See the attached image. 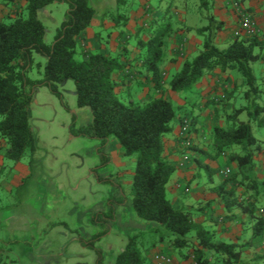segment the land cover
<instances>
[{
	"label": "trees",
	"instance_id": "trees-1",
	"mask_svg": "<svg viewBox=\"0 0 264 264\" xmlns=\"http://www.w3.org/2000/svg\"><path fill=\"white\" fill-rule=\"evenodd\" d=\"M127 1L117 0V3L120 6ZM55 3L66 4L67 11L54 30L52 41L47 43L46 27L38 13ZM213 4L214 0H197L196 7L188 9V16L197 15L198 24L193 30L201 42L197 53L183 60L167 85L173 93L182 94L193 90L213 72H240L246 87L243 92L246 104L238 108L232 106L224 125L216 124L213 128L211 146L215 155H223L226 166L231 168L216 192L227 212L240 208L252 218V237L264 240V214L259 209L261 182L250 172L255 154L264 145V140L261 142L258 137L264 130V105L261 104L264 91L251 67L252 62H264V36L257 33L235 36L225 47H220L216 37L224 23L212 12ZM94 13L90 0H27L22 12L9 22H0V137L6 142L4 158L19 161L27 149L32 152L35 149L36 136L30 123L29 107L37 87L43 84L52 93L59 94V85L71 79L75 84L77 106L87 107L91 113V121L80 126L78 132L103 141L114 138L125 156L135 158L130 199L136 218L156 224L154 231L159 232V241L167 239L176 249L191 246L189 236L192 234L198 243L192 251L195 264H210L206 251L218 256L220 264H237L243 244L215 240L213 230L195 222L190 211L176 209L167 198L166 185L175 165L165 154V137L173 130L180 106L164 96L140 102L129 95L126 101L121 100L115 91L120 83L114 78L126 66L120 55L94 52L83 55L81 60L76 58L78 37L90 26ZM126 19L119 13L115 16L121 26L126 25ZM172 32H175L173 22L167 20L148 39L136 42L144 53L137 56L132 67L149 78L155 89L163 88L160 63ZM37 54L47 58L44 64L36 61ZM33 69H37L40 78L29 75ZM226 97L232 99L231 92ZM215 103L223 107L225 101ZM244 112L247 117L241 120ZM104 162L103 159L102 165ZM238 188L243 191L240 193ZM248 192L246 200L243 195ZM239 196H242L240 201ZM113 214L110 208L93 220L97 217L111 220ZM106 227L96 232L93 239L103 235ZM140 236L139 232L128 236L114 264H146L145 254L139 247ZM98 264H102L101 255Z\"/></svg>",
	"mask_w": 264,
	"mask_h": 264
},
{
	"label": "rangeland",
	"instance_id": "rangeland-1",
	"mask_svg": "<svg viewBox=\"0 0 264 264\" xmlns=\"http://www.w3.org/2000/svg\"><path fill=\"white\" fill-rule=\"evenodd\" d=\"M168 1L164 0L163 3ZM179 1L185 5L187 14L188 9H194L197 4V0ZM94 2L101 13L125 14L126 7L119 6L117 0H95ZM152 2L156 3L157 0ZM65 5H48V11H51L49 17L44 15L43 11H39L38 16L47 30V40L53 39L54 30L66 13L67 5ZM12 7L8 4L7 9L10 11ZM214 8L213 4V13ZM244 10L251 14L247 9ZM23 13L25 14V11ZM235 14L238 18L236 10ZM188 15L184 24L193 29L198 24L197 15ZM12 18L5 17L4 21L9 22ZM184 24L177 29L186 28L188 32L190 29L188 30ZM220 34L221 32L217 36ZM178 35L180 34L177 33L174 38ZM103 38L106 39V34ZM181 45L177 44L178 48ZM168 47L169 45H166V52ZM174 53L178 54H171L173 57L176 56L172 58L174 61H177L179 57L182 60L190 58V53L184 48ZM35 57L43 62L42 55L37 54ZM76 58L82 59L78 46ZM171 61L168 56L160 63L162 89H155L153 84H150L149 78L142 74L143 77L130 88L121 86L119 98L126 101L130 95L140 102L157 95L173 98V103L180 106L178 115L183 117L180 122V135L184 137L190 123L185 120L183 107L176 104L177 98L170 96L167 83L174 69L169 71L167 65ZM251 67L254 75L259 79V87L264 91V62H252ZM29 73L33 78H40L37 69ZM226 74L231 75L235 80H232L233 86L224 88L222 93L220 91L218 96L220 98H217V101L221 103L225 101L224 106L222 107L223 104H221L218 108L223 115L222 118L225 116V111L231 112L232 106L238 108L246 104L243 98L246 87L240 72L234 70ZM58 90L59 94L52 93L46 85L41 84L34 94L29 107L30 123L36 136L34 151L27 149L19 161L4 158L5 170L0 176V239L3 240L0 242V264H98L100 255L102 264H113L115 255L122 248L123 240L126 241L123 227L119 230L117 225L107 226L105 233L96 239L92 237L95 233L89 237L85 233L89 232L87 222L92 209L101 206V200L105 197L106 191L111 192V189H115L111 179L120 184L123 196L130 199L135 158L124 156L126 166L119 168L110 166V169L117 174L119 170L127 172L122 178L119 179L115 173L108 181H98L97 169L102 165V157L98 153L99 139L89 138L78 132L79 127L87 122L85 112L90 121V110L87 107L77 106L73 80L64 81L59 85ZM230 92L232 99L226 97ZM261 104L264 105V93ZM246 117L245 112L240 115L241 120ZM219 123L224 125V119ZM258 137L261 142L264 140V130L258 133ZM250 172L253 173V169ZM220 173L224 178L231 173V169H220ZM15 175L23 180L20 184L13 186L10 181ZM254 177L258 178L256 175ZM127 179L129 183H126ZM122 180L124 182L120 183ZM5 183L7 184L3 185ZM239 189L243 190L238 188V191H241ZM109 199H112V196H109ZM263 208L264 205L260 204L259 209ZM123 211L127 218L135 215L130 206L124 207ZM97 214L95 213L90 221L94 222L93 217ZM104 227L105 225L100 224L99 231H102ZM139 233L141 235L139 247L144 254L147 244L157 239V236H149L142 231ZM157 253L172 256L160 246Z\"/></svg>",
	"mask_w": 264,
	"mask_h": 264
},
{
	"label": "crops",
	"instance_id": "crops-1",
	"mask_svg": "<svg viewBox=\"0 0 264 264\" xmlns=\"http://www.w3.org/2000/svg\"><path fill=\"white\" fill-rule=\"evenodd\" d=\"M90 1L95 9V13L90 26L78 37L79 53L82 56L94 52L120 55L126 66L123 71L114 75V78L120 83L115 88L117 93H119L121 86L128 89L143 77L135 66L132 67L136 64L137 56L144 53L137 48L136 42L139 39H148L156 28L167 20L173 22L175 30L167 38L165 44V48L166 45H169V47L167 52L165 50L164 59L170 56L172 60L167 65L169 71L173 69L174 72L177 71L183 62L180 57H177V61L172 59L176 57H173V55H178L174 52L184 48L190 53L191 58L199 49L201 39L193 29L189 30L187 28L188 32H186V28L177 30V27L180 28L184 24V20L188 18L187 9L179 0H169L164 3V0H157L156 3H153L152 0H128L123 5L126 7L125 14H123L127 18L125 26H121V22L115 21L116 12L101 13L98 5L94 2L95 0ZM238 1L243 9L251 12L252 18L257 23L258 35L264 36V0ZM26 2L27 0H0V22L4 21L5 17H14L17 13L22 12ZM8 4L13 6L10 11L7 9ZM58 5L62 6L65 4L60 3ZM214 5V15L224 23V31H220L221 34L216 37V43L220 47H225L235 37L234 32L239 24V20L235 14L234 0H214ZM49 6L40 10L48 17L51 14V11H48ZM11 12L13 13L11 14ZM63 19L64 16L61 18V22ZM179 21L182 23L181 26L179 25ZM184 25L186 26V24ZM229 29H232V31H229ZM177 33L180 35L174 38ZM105 34L106 39L103 38ZM241 36L245 37L246 35L242 34ZM168 39L170 42H168ZM45 41L50 43L52 40H47L45 34ZM179 43L182 45L178 48L177 44ZM46 59L43 56V62H40L44 63ZM36 61L39 60L36 59ZM29 75L31 74L29 73ZM134 75H136V78ZM232 80L235 79L231 75L213 72L197 83L191 92L175 94L170 91V96L177 98L176 104L181 105L185 110V120H188L190 124L186 135L181 137L180 122L183 117L177 115L173 122L172 132L165 137V154L175 165V171L166 185V195L176 209L190 211L193 214L195 222L213 230L215 240L243 244V251L237 264H264V240L252 237L254 220L242 212L240 208H233L227 212L220 194L216 192V187L225 178L220 173V169L224 170L230 167L226 166L223 155H215V150L211 146L213 128L217 123L222 122L228 112L225 111V116L222 118V113L218 111L221 104L217 105L215 102L218 100L217 98H220L218 97L220 91L222 93L224 88L233 86ZM150 84L152 83L150 82ZM159 96L161 95H157L156 97ZM178 96L182 98L179 99L180 97ZM132 98L135 97L132 96ZM168 98L174 101L173 98ZM85 117L87 122L82 124V126L87 125L91 121V118L90 121L88 120L87 112H85ZM98 142V153L105 162L101 167H98L96 175L98 181L104 182L108 181L116 173L113 169H110V166L119 168L126 166L127 163L123 160L125 156L123 149L115 139L98 140ZM5 147V140L0 137V176L3 175V171L5 170L3 156ZM126 173L123 170H119L118 174H116L120 179ZM253 173V176H258V178L255 177L256 180L261 182L259 189L261 190L260 204L264 205V147L255 154ZM22 180V178L15 175L11 178L10 182L13 186H16ZM111 181L115 185V189H111V192L106 191L105 197L101 200L102 208L101 206L96 207L90 212L87 222L89 232L85 233V235L89 237L98 232L100 224L106 226L117 225L119 230L123 227L126 241L123 240L122 248L115 255V260L116 256L124 249L128 236L131 233L146 232L149 236H157V239L151 240V243L149 242L145 248L146 264H155L154 258L157 250H159V246L172 254L171 264H195L192 251L195 246H198V243L192 234L189 236L191 246L186 247L188 249H176L168 243L167 239L159 241V232L154 231L157 227L156 224L139 221L134 218L135 215L127 218L123 209L128 206L132 208L131 199L123 196L120 184L116 180L111 179ZM122 182L124 181L122 180L120 183ZM126 183H129L128 179ZM242 191L239 192L241 193ZM249 194L250 192L248 194L245 193L243 198L248 200ZM109 196H112V199L108 200ZM238 200H242V196H239ZM110 208L114 210L113 219L109 220L97 217L94 222L90 221L95 213H106ZM117 210L120 211L118 212ZM2 241L0 239V242ZM206 255L209 257L210 264H220V258L213 255V252L206 251Z\"/></svg>",
	"mask_w": 264,
	"mask_h": 264
},
{
	"label": "built area",
	"instance_id": "built-area-1",
	"mask_svg": "<svg viewBox=\"0 0 264 264\" xmlns=\"http://www.w3.org/2000/svg\"><path fill=\"white\" fill-rule=\"evenodd\" d=\"M235 10L238 14V28L235 30V36H241L245 34L246 36L253 35L257 33V23L255 19L252 18L251 14L246 12L238 2H234ZM260 212L264 214V209H261ZM155 264H171L172 259L168 255L162 253L155 254Z\"/></svg>",
	"mask_w": 264,
	"mask_h": 264
}]
</instances>
